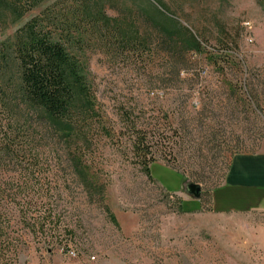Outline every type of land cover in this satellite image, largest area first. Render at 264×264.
<instances>
[{"label":"rangeland","instance_id":"rangeland-1","mask_svg":"<svg viewBox=\"0 0 264 264\" xmlns=\"http://www.w3.org/2000/svg\"><path fill=\"white\" fill-rule=\"evenodd\" d=\"M163 1L209 40V52L234 42L228 53L241 73L225 54L215 55L218 66L197 54L198 65L177 75L164 54L142 59L83 37L77 55L91 106L77 96L73 111L82 118L92 107L86 139L25 104L16 67L3 60L31 18L72 13L63 0L20 21L0 9V143L15 150L0 147V185L13 192L0 200V264H264V212L219 216L210 206L232 158L264 152V0ZM105 3L112 18L152 15V0ZM134 130L160 144L149 165L154 181L134 152ZM78 168L104 187L103 205ZM192 184L200 201L187 193Z\"/></svg>","mask_w":264,"mask_h":264},{"label":"trees","instance_id":"trees-1","mask_svg":"<svg viewBox=\"0 0 264 264\" xmlns=\"http://www.w3.org/2000/svg\"><path fill=\"white\" fill-rule=\"evenodd\" d=\"M46 1L0 0V9L14 21H20ZM152 1L153 3H149L152 15L142 22L132 13L124 18L108 16L105 0H63V8L72 13L73 21L66 16L64 19L55 16L49 10L31 18L17 30L12 45L6 49L11 54L3 56L5 62L12 60L16 67L18 94L22 101L41 112L51 122L73 124L80 135L87 138L90 134L87 129H92L89 124L92 117L87 115L92 107L87 109L86 117L78 114L82 118H77L73 111L77 96L91 106V90L82 74V62L77 55L83 49L80 48V43H83L81 40L86 36L96 38L109 49L120 51L123 55L143 59L154 54H164L169 60V69L177 75L198 65L192 60L193 55L197 54H209V61L215 66L221 63V58L215 55L225 54L223 62L229 67L234 66L241 73V64L235 65L230 56L234 42H225V50L214 48L211 53L207 49L209 40L206 37L190 24L184 25L178 14L163 0ZM220 33L224 34L225 29H221ZM225 37L229 39L227 34ZM217 45L222 46L219 42ZM79 119L83 121V126L78 128V122L75 121ZM134 131V152L141 159L140 164L148 179L154 181L149 165L154 163L160 144L149 141L146 132ZM0 147L1 151L15 153L11 140L2 141ZM78 169L89 195L99 194L98 202L103 205L104 187L99 186L94 178L88 177L83 168ZM22 190L23 188L18 191ZM12 193L8 187L0 185V200ZM104 208L115 222L108 209ZM179 211L184 213L181 200Z\"/></svg>","mask_w":264,"mask_h":264},{"label":"crops","instance_id":"crops-1","mask_svg":"<svg viewBox=\"0 0 264 264\" xmlns=\"http://www.w3.org/2000/svg\"><path fill=\"white\" fill-rule=\"evenodd\" d=\"M210 206L219 216L264 212V152L235 155Z\"/></svg>","mask_w":264,"mask_h":264},{"label":"water","instance_id":"water-1","mask_svg":"<svg viewBox=\"0 0 264 264\" xmlns=\"http://www.w3.org/2000/svg\"><path fill=\"white\" fill-rule=\"evenodd\" d=\"M187 193L194 199L200 200L202 196V189L199 186L192 184L188 186Z\"/></svg>","mask_w":264,"mask_h":264},{"label":"built area","instance_id":"built-area-1","mask_svg":"<svg viewBox=\"0 0 264 264\" xmlns=\"http://www.w3.org/2000/svg\"><path fill=\"white\" fill-rule=\"evenodd\" d=\"M69 254H70L71 256H74V255H75V253H74V252H70Z\"/></svg>","mask_w":264,"mask_h":264}]
</instances>
